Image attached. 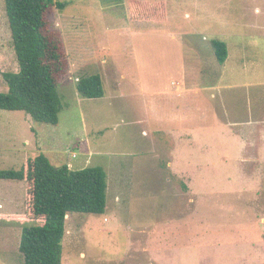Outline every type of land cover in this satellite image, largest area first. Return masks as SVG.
Returning a JSON list of instances; mask_svg holds the SVG:
<instances>
[{
  "label": "rangeland",
  "instance_id": "obj_1",
  "mask_svg": "<svg viewBox=\"0 0 264 264\" xmlns=\"http://www.w3.org/2000/svg\"><path fill=\"white\" fill-rule=\"evenodd\" d=\"M127 1L54 0L58 123L0 109V170L43 153L105 171V211L67 215L62 264H264V0H163L160 23L131 20ZM213 40L229 88L211 75ZM17 70L0 0V92ZM90 74L102 97L77 93ZM24 194L0 178V264H23Z\"/></svg>",
  "mask_w": 264,
  "mask_h": 264
},
{
  "label": "trees",
  "instance_id": "obj_2",
  "mask_svg": "<svg viewBox=\"0 0 264 264\" xmlns=\"http://www.w3.org/2000/svg\"><path fill=\"white\" fill-rule=\"evenodd\" d=\"M64 2L54 0H4V8L15 51L18 70L4 72L7 91L0 92V109L24 111L40 123L56 125L62 108L54 73L61 69L57 38L48 32L50 7ZM133 21L165 22L163 0H128ZM216 61L228 55L223 41L211 43ZM81 97L104 95L99 74L76 80ZM0 178L22 181L25 185V217L18 250L23 264H62V241L69 213L102 214L106 207V173L100 166L71 169L53 165L43 153L27 157L19 169L0 170Z\"/></svg>",
  "mask_w": 264,
  "mask_h": 264
},
{
  "label": "crops",
  "instance_id": "obj_3",
  "mask_svg": "<svg viewBox=\"0 0 264 264\" xmlns=\"http://www.w3.org/2000/svg\"><path fill=\"white\" fill-rule=\"evenodd\" d=\"M213 55H214V53L212 52V56ZM199 56L202 57V54L200 53ZM227 58H228V55H227ZM225 61L222 64L217 63L219 68H217L214 72L211 73L212 77L215 79V82H219V84L217 85L218 89L221 88V87H222V89L223 88H229L230 86L233 85L232 84V80L226 76V74H228V71H227L228 69H227V67L224 66L225 65ZM198 75L199 74L197 73V77H198ZM201 75H202V73H200L199 76L201 77ZM208 76H209V73H206L207 80H208ZM206 77H205V79H206ZM205 82L206 83H204V81H201V83H200V84H204V87H198L200 85V84L198 85V83L197 84L194 83L193 85L194 86L196 85V87L200 88L201 89L200 91H207L208 89H213L210 86V85H212V83H210L212 81H209V83L207 81H205ZM237 86H239V85H236L234 87H237ZM234 87H232V88H234Z\"/></svg>",
  "mask_w": 264,
  "mask_h": 264
}]
</instances>
